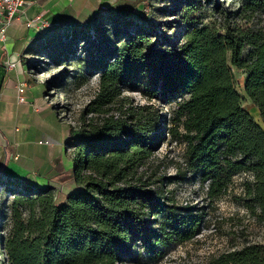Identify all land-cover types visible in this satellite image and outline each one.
Wrapping results in <instances>:
<instances>
[{
    "label": "trees",
    "instance_id": "16d2710c",
    "mask_svg": "<svg viewBox=\"0 0 264 264\" xmlns=\"http://www.w3.org/2000/svg\"><path fill=\"white\" fill-rule=\"evenodd\" d=\"M202 7L201 0H178L174 12L182 28L176 37L137 28L129 32L124 26L112 38L100 37L94 29L100 13L89 38L79 35L87 29L84 25L51 29L62 33L64 48L53 41L56 35L50 45L42 37L41 47L55 61L68 60L67 52L78 41L88 46L91 55L84 66L97 72L99 87L83 113V136L67 143L73 150L71 167L59 171L76 190L58 203L50 184L0 174L3 188H23L17 191L12 225L3 239L7 264L157 259L163 249L202 232L205 207L180 204L166 188L190 175L205 186L211 201L227 194L236 176L246 174L240 201L264 223V31L237 23L203 25L198 17ZM214 8L226 17L218 5ZM262 8L264 0H245L234 15L248 21ZM229 56L231 66L246 73L245 94L259 109L263 127L242 107ZM133 91L148 105L135 107L124 96ZM172 103L169 132L185 144V173L152 180L144 167L166 141V116L156 104ZM211 264H264V241L223 253Z\"/></svg>",
    "mask_w": 264,
    "mask_h": 264
},
{
    "label": "rangeland",
    "instance_id": "374dc122",
    "mask_svg": "<svg viewBox=\"0 0 264 264\" xmlns=\"http://www.w3.org/2000/svg\"><path fill=\"white\" fill-rule=\"evenodd\" d=\"M201 1L203 7L198 17L203 25L216 24L218 27L221 25L226 27L237 23L256 31H264V8L256 11L247 21L241 16L234 15L245 0ZM177 2L178 0L140 1L131 8L123 9L122 14L116 16H108L105 12H100L99 22L95 24L94 29L100 37L112 38L111 34L122 31L123 26L129 32H133L137 28L153 32L157 37H160L161 33L176 37L182 28L180 15L174 12ZM214 5H218L220 10L227 14L226 17L216 12ZM86 28L79 34L84 39L89 38L87 33L91 30V26L88 25ZM106 30L109 32L104 33ZM54 32L52 34H55L57 38L53 41H60L62 48L67 47V44L62 40V33ZM51 36L44 35L47 37L48 45L54 43ZM39 40L42 41V44L45 43L42 38ZM77 44L72 52H67L68 60H65L67 59L65 57V59L61 58V61H55L53 56L44 51L42 47L40 51V49H34L32 45L24 49L25 54L18 57V65L26 71V80H22L27 82L29 86L27 89H32V98H30V104L27 107L33 109L35 101L37 106H42V111L48 113V115L37 116L27 124L30 127H37V138H43V141L50 140V145L37 152L35 159L30 150L21 153L25 156L21 159L22 162H18L22 169H27L31 165L36 167L31 175L19 180L34 182L35 177L48 179L54 199L58 203L64 200L66 194L76 190L73 181L66 175H60L59 171L62 166L66 171L71 167L73 150L67 143L71 139L77 140L83 136V113L91 100L94 99L99 87L97 72L89 73L84 66V61H88L90 58L91 50L88 46H84L82 41H78ZM247 53L248 50L244 52V55ZM228 63L231 66L230 56ZM231 68L236 90L241 97L242 107L263 127L262 119L256 113L257 107L245 94L246 73L232 66ZM124 96L130 98L135 107L148 105V101L138 92L124 93ZM156 105L157 107L162 106L161 116H166L164 127L166 141L150 158L144 170L152 180L178 176L180 173L184 175L186 167L185 144L180 138L172 136L169 132V128L174 126L175 103ZM112 113L118 114L117 111ZM26 145L27 147L34 146L33 144ZM7 156V163H9L13 160V154L9 153ZM28 158H31L32 161H29ZM1 171L2 169H0ZM247 177L246 174L236 176L227 194L211 201L205 196V186L193 175L179 182H166L167 191L178 203L197 204L205 207L207 216L202 232L190 242L181 245L173 244L163 249V254L157 259L144 257L139 262L129 264H211L223 253L240 249L249 244L262 243L264 241V223L253 217L240 201L243 194L241 184ZM9 189L14 191L9 192ZM9 189L3 188L0 184V264H7L3 239L7 236L12 225V205L15 197L19 195L17 191L21 190L22 192L23 188L12 187ZM28 214V211L24 212L25 218L28 217Z\"/></svg>",
    "mask_w": 264,
    "mask_h": 264
},
{
    "label": "crops",
    "instance_id": "0c3cea01",
    "mask_svg": "<svg viewBox=\"0 0 264 264\" xmlns=\"http://www.w3.org/2000/svg\"><path fill=\"white\" fill-rule=\"evenodd\" d=\"M32 4L26 9L22 20L16 21L7 31V41L0 42V174L14 176V179L25 178L33 173L35 165L22 169L18 162L25 158L21 153L30 150L34 155L50 145V140L37 138V127L28 126L30 120L39 115H48L42 111V106L27 107L32 98V89H27L26 102L18 103L16 85L25 81V69L17 65L13 70H8V63H18V57L25 54L27 47L42 50V41L45 34L55 38L54 30L39 33L28 29L26 21L42 17L53 24L60 26L91 25L97 13L110 9L131 8L138 0H31ZM54 35V36H53ZM25 79V80H22ZM29 87V86H28ZM46 112V113H44ZM35 125V124H34ZM28 126V127H27ZM26 144H33L27 147ZM13 154V160L7 163V154ZM32 161L31 158H28ZM32 171V172H31ZM16 177V178H15ZM33 181L39 185L49 184L48 179L35 177Z\"/></svg>",
    "mask_w": 264,
    "mask_h": 264
},
{
    "label": "built area",
    "instance_id": "2783aa9c",
    "mask_svg": "<svg viewBox=\"0 0 264 264\" xmlns=\"http://www.w3.org/2000/svg\"><path fill=\"white\" fill-rule=\"evenodd\" d=\"M32 4L31 0H0V42L7 41V31L16 21L22 20L26 9ZM26 26L28 29H34L39 33H45L48 30L56 28H66L69 26H60L59 24H53L42 17H37L34 20L26 21ZM91 34H94L91 31ZM95 37V36H94ZM18 63L12 62L8 63L7 69L13 70L16 68ZM27 82H19L16 85V90L18 94V103L23 104L26 102L27 94ZM184 203L183 205H187ZM128 264V263H126Z\"/></svg>",
    "mask_w": 264,
    "mask_h": 264
},
{
    "label": "bare ground",
    "instance_id": "6f19581e",
    "mask_svg": "<svg viewBox=\"0 0 264 264\" xmlns=\"http://www.w3.org/2000/svg\"><path fill=\"white\" fill-rule=\"evenodd\" d=\"M254 107V106H253ZM256 113H257V115H259V117H261V115H260V111H259V109L258 108H256ZM258 117V118H259ZM261 120V119H260ZM260 122V121H259ZM263 125V124H262Z\"/></svg>",
    "mask_w": 264,
    "mask_h": 264
}]
</instances>
